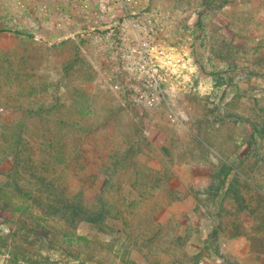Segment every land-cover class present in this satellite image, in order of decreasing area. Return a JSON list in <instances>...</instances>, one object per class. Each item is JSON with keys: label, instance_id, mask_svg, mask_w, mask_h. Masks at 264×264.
Segmentation results:
<instances>
[{"label": "rangeland", "instance_id": "374dc122", "mask_svg": "<svg viewBox=\"0 0 264 264\" xmlns=\"http://www.w3.org/2000/svg\"><path fill=\"white\" fill-rule=\"evenodd\" d=\"M52 4L0 0V180L19 178L12 148L24 145L49 179L44 196L56 194L60 209L15 196L14 227L41 209L53 234L30 256L264 264V0H135L167 25L173 105L161 112L113 92L75 40L43 21L44 5L54 21ZM22 181L27 193L37 187ZM62 194L69 204L59 203ZM78 203L102 220L71 225L64 214Z\"/></svg>", "mask_w": 264, "mask_h": 264}, {"label": "built area", "instance_id": "2783aa9c", "mask_svg": "<svg viewBox=\"0 0 264 264\" xmlns=\"http://www.w3.org/2000/svg\"><path fill=\"white\" fill-rule=\"evenodd\" d=\"M135 0H53L54 21L75 40L81 57L97 67L109 88L147 111L172 110L165 88L166 24L155 9L137 10ZM44 26V25H43Z\"/></svg>", "mask_w": 264, "mask_h": 264}, {"label": "trees", "instance_id": "16d2710c", "mask_svg": "<svg viewBox=\"0 0 264 264\" xmlns=\"http://www.w3.org/2000/svg\"><path fill=\"white\" fill-rule=\"evenodd\" d=\"M12 149L18 153V156L14 158V161L18 167L16 175L19 177V181L17 179L16 182L12 183L6 178L5 183H3L4 181L0 180V255L8 256V259L6 260L7 264H52L49 257H43L40 254L36 257L37 251L30 256V249L35 247L37 248L40 241H47L48 236L53 235L51 227L44 223V219H42V217L44 218V213L41 212V209H38L40 213L37 216H34L32 213L30 214V223L18 219L17 221L19 223L16 224V227H14V221L11 217H8V214L15 211H21L20 207L16 209L13 202L14 200H17L16 198H19L18 201H20V199L24 198V196H30V198H32L31 200L37 203L38 201L36 200L39 199L50 201V205L48 206L49 211L57 214L60 209L56 206V203H54L56 200H51V197L58 198V196L56 194L54 195V193H48L44 196L40 185H44L49 179L44 177L43 170L38 165L39 161L36 155H34L31 151L27 152V147L24 145H16V147H13ZM25 153L29 154L27 160L23 157V154ZM231 171L232 169L230 167L226 169L219 188L221 191L225 187ZM26 177L32 182H35L37 186L36 189L34 191H30V193H27V191L23 188L24 185H22V178ZM51 185L46 188L51 189ZM12 187H14V193L12 191ZM15 196L17 197L15 198ZM60 196L59 203L62 202L65 205L69 204L70 201L65 195L62 194ZM62 196L64 197L62 198ZM217 196H219V192L217 193ZM20 204V206L23 205V203ZM67 207L68 208L66 209V214H64V216L66 217L68 214L71 225L73 222L75 223V226L81 223L93 224L101 221L103 217L100 214H95L96 216L92 215V212L82 203L76 204L75 207L69 205ZM38 211L36 210V212ZM32 212H34V210ZM49 216L50 215H47L45 220H47ZM48 244L50 243L48 242Z\"/></svg>", "mask_w": 264, "mask_h": 264}]
</instances>
